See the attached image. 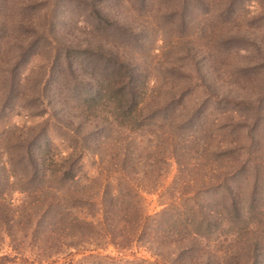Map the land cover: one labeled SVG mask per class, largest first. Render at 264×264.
Here are the masks:
<instances>
[{
  "label": "trees",
  "instance_id": "obj_1",
  "mask_svg": "<svg viewBox=\"0 0 264 264\" xmlns=\"http://www.w3.org/2000/svg\"><path fill=\"white\" fill-rule=\"evenodd\" d=\"M64 1L85 7L83 21L67 18ZM130 1L142 8L148 0ZM119 2L23 1L22 10L29 12L8 35L13 46L0 21V116L19 104L44 117L40 124L0 129V248L5 245L13 253L10 263L30 254L37 264H63L82 251L79 264H105L107 257L84 253L104 246H143L161 264H221V256L225 264H264L256 240L243 251L229 241L219 255L228 237H219L222 221L215 211L196 200L205 187L195 183L188 190L182 182L176 188L179 196L163 203L159 212L144 210L142 193L159 188L170 159L178 171L199 163L196 157L183 161L186 120L173 129L178 135L161 130V122L174 123L171 113L185 94L167 91L161 106L147 109L153 92L150 71L137 61L140 50L147 49L140 42L144 31L118 21ZM4 42L9 59L3 64ZM41 42L49 49L50 63L35 87L25 90L20 66ZM50 123L62 131L66 151L52 149ZM84 158L95 164L92 177L82 178ZM14 192L22 198L15 200ZM231 201L226 219L233 222L242 218V207ZM63 255L68 257L61 262Z\"/></svg>",
  "mask_w": 264,
  "mask_h": 264
},
{
  "label": "rangeland",
  "instance_id": "obj_2",
  "mask_svg": "<svg viewBox=\"0 0 264 264\" xmlns=\"http://www.w3.org/2000/svg\"><path fill=\"white\" fill-rule=\"evenodd\" d=\"M23 1L27 0H0V21L6 23L5 38L12 46L15 41L8 35L28 11L22 10ZM62 3L69 6V20L83 21L85 7ZM115 10L120 23L144 31L140 42L147 49L140 50L137 61L150 71L148 87L153 92L147 100V109L161 106L167 99V91H174L176 97L185 94L171 113L174 123L161 122V130H172L178 135L173 129L177 122L186 120L183 135L187 137L188 147L183 161L187 158L194 161L196 157L199 163L197 168L190 164L178 171V165L170 159L164 166L159 188L152 193H142L144 210L154 215L164 207L163 203L179 196L177 187L186 183L191 190L196 183L206 188L198 193L196 200L215 211L222 221L219 237L222 240L224 235L228 237L220 243L219 255L228 248L229 241L243 251L256 240L263 251L264 0H187L186 9L184 0H148L142 8L131 4L130 0H122V3L120 0ZM4 43L3 64L9 59V44ZM48 51L41 42L36 54L20 66L26 77L25 90L35 87L36 81L44 75L50 63ZM43 120L44 117L33 116L29 108L18 104L9 106L0 116V129L32 126ZM146 129L160 130L158 126ZM48 135L52 149L67 150L62 131L52 123ZM147 136L143 137L144 142ZM149 137L158 144L154 135ZM82 164V178L95 175L91 159L84 158ZM12 197L18 201L22 195L14 192ZM231 198L242 207V218L233 222L226 219L231 210ZM84 211L79 210V215H85ZM90 249L84 254L103 255L112 264H149L148 260L150 264H161L148 256L143 246L123 250L113 246ZM4 253H8V259H2ZM73 254V264H79L83 260L82 251ZM11 256L13 253L5 245L0 248V263L37 264L30 254L10 263ZM62 257L61 262L68 256ZM70 260L66 259L63 264H71ZM108 261L106 259L105 264ZM220 262L226 263L222 256Z\"/></svg>",
  "mask_w": 264,
  "mask_h": 264
}]
</instances>
